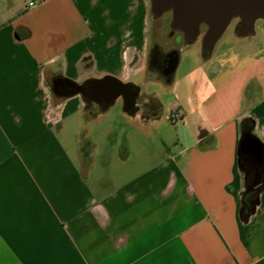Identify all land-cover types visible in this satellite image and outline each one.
Here are the masks:
<instances>
[{
    "label": "crops",
    "instance_id": "obj_1",
    "mask_svg": "<svg viewBox=\"0 0 264 264\" xmlns=\"http://www.w3.org/2000/svg\"><path fill=\"white\" fill-rule=\"evenodd\" d=\"M145 5L0 0V264H264V158L246 152L245 168L239 152L245 118L264 144V66L248 48L221 54L187 142L151 129L162 113L52 91L56 76L146 86L127 57Z\"/></svg>",
    "mask_w": 264,
    "mask_h": 264
},
{
    "label": "water",
    "instance_id": "obj_2",
    "mask_svg": "<svg viewBox=\"0 0 264 264\" xmlns=\"http://www.w3.org/2000/svg\"><path fill=\"white\" fill-rule=\"evenodd\" d=\"M148 13L152 20L170 14V30L182 36L179 61L185 48L198 45L202 65L208 63L224 35L246 44L264 38V0H148ZM63 81L77 88L69 93L60 92ZM173 81L174 78L167 86H172ZM88 83L91 99L98 100L104 96L107 106L121 98L123 110L134 114L129 110L140 93L139 85L112 75L95 78ZM85 86V82L78 83L63 76H56L51 82L52 91L60 97L78 93L85 97ZM249 151L258 165H263L264 144L255 135L248 134L239 141V152Z\"/></svg>",
    "mask_w": 264,
    "mask_h": 264
},
{
    "label": "rangeland",
    "instance_id": "obj_3",
    "mask_svg": "<svg viewBox=\"0 0 264 264\" xmlns=\"http://www.w3.org/2000/svg\"><path fill=\"white\" fill-rule=\"evenodd\" d=\"M145 7L147 8L146 14L144 16V39L141 44V51L135 53L134 50L129 49L128 62L132 59H137V63L143 68L144 67V57L147 52V46L149 43V13H148V0H144ZM139 4L134 1V10L133 14H143L145 11L142 8L138 7ZM139 24L142 22L138 20ZM179 38L182 39V36ZM198 45L185 48L182 51L181 59L179 66L176 70L174 81L172 86L164 85L160 82H149L146 86L143 87L144 93H154L163 104V112L161 118H159L154 124H152L151 129L155 132H158L160 135L171 134L176 136L177 134L181 135L184 140L191 141L192 129H196L198 118V112H207L209 110L207 104H202L200 106L198 102L199 99H204L206 97V86L205 83L212 79L213 74L218 66L217 62L221 58V54L228 52L229 48L237 50H245L248 48L249 55L256 56V64L264 66V38H257L252 40L251 43H240L234 40L228 35H224L223 38L217 44L216 50L213 57L210 61L202 65L199 58ZM133 52V53H132ZM144 70V68H143ZM144 72V71H142ZM137 81L144 82L142 74L134 77ZM203 82V83H202ZM202 86L198 89L200 84ZM197 89V92H192V89ZM248 98H246L247 101ZM120 102V101H119ZM121 102L113 110H121ZM175 113L180 114L179 119H170ZM187 116V119L183 121V117ZM81 136V135H80ZM161 139V138H160ZM160 144V141L158 140ZM155 147V143L153 145ZM180 146L174 144L170 146V150L178 151Z\"/></svg>",
    "mask_w": 264,
    "mask_h": 264
},
{
    "label": "flooded vegetation",
    "instance_id": "obj_4",
    "mask_svg": "<svg viewBox=\"0 0 264 264\" xmlns=\"http://www.w3.org/2000/svg\"><path fill=\"white\" fill-rule=\"evenodd\" d=\"M150 20L149 26V43L147 52L144 57V72L143 78L145 82H160L164 85L170 84L174 78L176 70L179 66L181 34L173 33L169 28L170 14H165L164 17L157 20ZM156 48V51H155ZM88 82L85 83V99L89 104L98 102L105 104V97L101 96L98 100L91 99L88 89ZM77 86L63 81L59 91L69 93L76 89ZM154 93L146 94L141 87L140 93L136 97L135 104L132 109L134 113H140L143 117L155 114L158 111L159 103L156 100ZM242 128L243 136H247L246 132L251 129L252 121L250 118H245ZM246 152L242 153L241 158L245 168L247 162Z\"/></svg>",
    "mask_w": 264,
    "mask_h": 264
},
{
    "label": "trees",
    "instance_id": "obj_5",
    "mask_svg": "<svg viewBox=\"0 0 264 264\" xmlns=\"http://www.w3.org/2000/svg\"><path fill=\"white\" fill-rule=\"evenodd\" d=\"M156 100L159 103V107H158V111L153 115H156V117H160L163 111V104L158 97H156ZM256 195H257L256 189H246L242 193V209H243L242 212L243 214H246L247 211L250 209V205L255 200Z\"/></svg>",
    "mask_w": 264,
    "mask_h": 264
},
{
    "label": "built area",
    "instance_id": "obj_6",
    "mask_svg": "<svg viewBox=\"0 0 264 264\" xmlns=\"http://www.w3.org/2000/svg\"><path fill=\"white\" fill-rule=\"evenodd\" d=\"M30 4L32 5V4H34V2L33 1H31L30 2ZM179 119L180 118V114L179 113H175L174 115H173V117H170V119Z\"/></svg>",
    "mask_w": 264,
    "mask_h": 264
}]
</instances>
